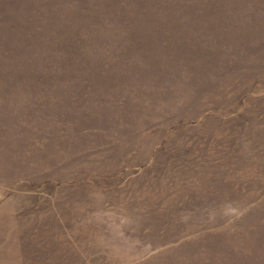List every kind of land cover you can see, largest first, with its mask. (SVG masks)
I'll return each instance as SVG.
<instances>
[{
  "label": "rangeland",
  "instance_id": "rangeland-1",
  "mask_svg": "<svg viewBox=\"0 0 264 264\" xmlns=\"http://www.w3.org/2000/svg\"><path fill=\"white\" fill-rule=\"evenodd\" d=\"M0 264H264V0H0Z\"/></svg>",
  "mask_w": 264,
  "mask_h": 264
}]
</instances>
